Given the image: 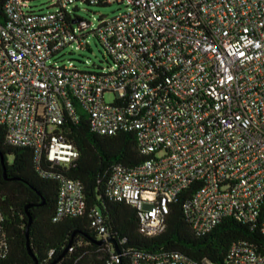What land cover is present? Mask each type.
<instances>
[{"label":"built area","instance_id":"1","mask_svg":"<svg viewBox=\"0 0 264 264\" xmlns=\"http://www.w3.org/2000/svg\"><path fill=\"white\" fill-rule=\"evenodd\" d=\"M115 2L126 11L96 29L75 19L81 4ZM28 3L8 0L0 23V126L8 145L31 148L38 165L45 158L52 166L54 223L86 210L82 182L58 169L79 158L63 138L65 125L85 117L95 134L136 138L144 161L115 165L105 192L136 209L142 235L166 230L182 194L183 214L198 234L229 217L264 234V0H53L46 12ZM91 34L109 67L54 61L68 47L88 48ZM4 221L0 208L2 251ZM91 225L108 240L100 212ZM119 262L117 254L108 264ZM131 264L217 263L136 251ZM225 264H264V247L237 241Z\"/></svg>","mask_w":264,"mask_h":264},{"label":"trees","instance_id":"2","mask_svg":"<svg viewBox=\"0 0 264 264\" xmlns=\"http://www.w3.org/2000/svg\"><path fill=\"white\" fill-rule=\"evenodd\" d=\"M7 1L0 0L1 24L6 21ZM75 19L83 18L77 15ZM64 128L63 138L75 145L79 158L70 167L58 169L62 175L82 182L86 210L82 215L54 223L59 182L48 174L52 166L45 158L38 165L31 148L8 145L5 128L0 126V208L7 238L5 251L0 250V264H36L27 249L28 213L33 218L29 239L38 264H54L57 260L55 264H108L117 254L118 264H131L136 251L180 252L198 262L207 259L225 264L231 245L237 241L264 247V234L234 217L224 219L207 233L195 232L183 214L185 194L172 204L162 234L153 238L142 235L136 209L111 200L105 192L115 165L134 167L144 161L134 134H95L85 117L78 123L68 121ZM94 211L102 215L108 239L114 242L99 239L91 225ZM71 241L72 250L64 254ZM101 241L104 242L98 244Z\"/></svg>","mask_w":264,"mask_h":264},{"label":"rangeland","instance_id":"3","mask_svg":"<svg viewBox=\"0 0 264 264\" xmlns=\"http://www.w3.org/2000/svg\"><path fill=\"white\" fill-rule=\"evenodd\" d=\"M28 2L29 9L32 11L46 12L55 9L51 7L53 0H28ZM79 9L77 15L91 22L92 29H96L102 19L110 18L126 11L125 6L117 2L106 7L81 4ZM88 46L89 48L85 49H77L75 46L68 47L59 53L54 58V61H58L59 64L73 62L79 69L90 71H100L112 64L104 47L92 34L89 37ZM106 99L111 100L112 96L107 95Z\"/></svg>","mask_w":264,"mask_h":264},{"label":"water","instance_id":"4","mask_svg":"<svg viewBox=\"0 0 264 264\" xmlns=\"http://www.w3.org/2000/svg\"><path fill=\"white\" fill-rule=\"evenodd\" d=\"M1 156H2V155H1ZM2 163L4 164L3 156H2ZM28 209H29V207H27V212H28ZM28 216H29V225H28V227H27V232H26V238H27V249H28L29 255L34 259L35 263L38 264V261H37L35 255H34V253H33V251H32L31 244H30V239H29V228H30V226H31V224H32V222H33V218H32V216H31L29 213H28ZM104 241H105V240H104ZM104 241H101V242H99L98 244H102ZM108 241L114 242V241L111 240V239H108ZM71 246H72V241L69 243V245H68V247L66 248L64 254L68 252V250L71 248ZM116 250H117V252L119 253V249H118L117 245H116ZM64 254H63V255H64ZM60 258H61V257H60ZM60 258H59V259H60ZM57 261H58V260H57ZM57 261H56V262H57ZM56 262H55V263H56ZM55 263H54V264H55Z\"/></svg>","mask_w":264,"mask_h":264}]
</instances>
